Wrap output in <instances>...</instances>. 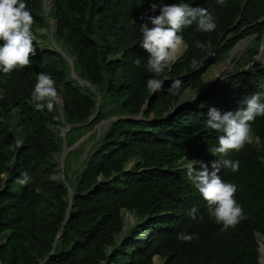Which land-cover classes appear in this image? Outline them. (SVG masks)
Instances as JSON below:
<instances>
[{
    "label": "trees",
    "instance_id": "16d2710c",
    "mask_svg": "<svg viewBox=\"0 0 264 264\" xmlns=\"http://www.w3.org/2000/svg\"><path fill=\"white\" fill-rule=\"evenodd\" d=\"M24 2L34 18L33 30L47 27L43 0ZM178 2L207 9L217 27L200 32L194 23L183 29L179 34L187 49L157 75L148 71L140 26L151 27L148 17L159 14L161 3ZM51 3L52 38L72 59L76 78L60 52L36 42L30 67L0 72V264H154L155 255L161 264H260L264 117L251 123L257 142L227 156L215 152L224 133L211 131L205 121L209 108L235 112L245 97L264 92V66L253 62L264 33V0ZM250 36L252 43L238 60L250 69L239 68L224 82L204 86L207 70ZM197 41L205 48L196 47ZM39 73L55 81L61 109L55 104L38 111L30 103ZM152 78L163 88L150 98L146 84ZM177 79L182 85L173 90ZM187 89L196 90L195 100L182 99ZM120 116L131 118L110 122L72 178H54L55 155L63 143L57 126H71L65 140L72 146L102 120ZM17 139L23 141L19 148ZM195 158L209 171L213 161L239 160L237 172L221 167L218 173L237 186L235 199L246 219L235 227L223 230L209 215L187 176L185 161ZM193 168L201 170L200 164ZM23 173L31 179L22 186ZM193 207L196 220L188 215ZM123 211L136 218L126 230ZM181 233L198 238L181 241Z\"/></svg>",
    "mask_w": 264,
    "mask_h": 264
},
{
    "label": "clouds",
    "instance_id": "9594fccd",
    "mask_svg": "<svg viewBox=\"0 0 264 264\" xmlns=\"http://www.w3.org/2000/svg\"><path fill=\"white\" fill-rule=\"evenodd\" d=\"M216 2L224 4L225 0H216ZM157 7V4H152V11L154 12ZM148 21L151 27L148 23L140 26L142 34L140 47L148 54V71L157 75L170 68L181 49L186 47L183 36L179 34L183 29L194 23L200 32H213L217 27L215 17L207 9L191 7L186 2L167 5L161 3L159 14L149 16ZM33 24L34 18L24 0H0V42H2L0 72L11 74L16 69L31 66L30 57L36 54ZM196 47L204 49L205 45L197 41ZM134 63L140 66L141 61L137 58ZM192 65L197 66L195 59ZM181 85V80H174L171 89L179 90ZM146 86L152 93H156L163 88V83L159 79L152 78L147 81ZM59 99L52 77L46 73H39L30 103L38 111H43L45 107L52 110ZM195 99L196 96L193 97V100ZM241 105L235 112L227 111L223 114L214 107L209 108L208 119L205 121L207 128L217 133H224L218 137L219 146L215 149L216 153L227 156L229 151L238 152L246 143L251 142V123L257 117H264V92H256L245 97ZM22 144L23 141L17 139L15 147L19 148ZM195 164H200V171H194ZM239 166V160L229 159L211 162V171L209 166L201 161H190L186 166L187 176L206 202L209 215L217 224L223 226V230L235 227L242 219H246L242 206L235 199L237 186L225 182L218 175L221 167L237 172ZM30 179L27 173H23L18 183L23 186L28 184ZM196 212V207L191 208L188 212L189 217L196 220ZM202 219L203 217H200V220ZM177 238L190 243L198 237L196 234L181 233Z\"/></svg>",
    "mask_w": 264,
    "mask_h": 264
},
{
    "label": "rangeland",
    "instance_id": "374dc122",
    "mask_svg": "<svg viewBox=\"0 0 264 264\" xmlns=\"http://www.w3.org/2000/svg\"><path fill=\"white\" fill-rule=\"evenodd\" d=\"M52 0H43L44 7V16L48 23L47 27L36 28L33 30L36 40V43L49 45L52 47L54 40L52 38V28L53 21L49 17L50 3ZM253 37H247L241 39L237 44L230 50L228 53L224 54L220 61L213 64L207 72L204 74V86H210L215 81L224 82L229 76H231L236 70L242 68V70H249L250 65H244L243 61L238 62L241 59L242 55L245 53V49L252 43ZM185 43V42H184ZM261 47L260 53L255 57L254 61L260 63L264 66V33L261 37ZM56 44V43H55ZM186 47L181 49V52L177 57L182 55L187 49ZM252 64V63H251ZM196 90L191 91L187 89L182 97V99L194 97ZM60 98V97H59ZM61 103V99H59ZM59 109H61V106ZM61 111V110H60ZM112 119L107 118L102 120L100 123L96 124L90 131L85 133L79 140L80 142L71 150L66 151L63 148V143L61 145V150L55 155V158L58 160L57 173L54 175V178L63 179L64 175L73 177L76 171L81 167L82 161L88 155L91 148L95 145L96 140L101 136L108 128ZM59 134L63 137V134H67L69 131L65 125L57 126ZM251 141L257 142L256 139H251ZM67 146V145H66ZM69 155V156H68ZM190 161H199L197 158L188 159L185 161L187 165ZM123 221H124V230L133 225L136 221V218L133 213L130 211H123ZM263 238L259 237V251H260V264H264V246L262 243ZM162 260L159 256L154 258V264H161Z\"/></svg>",
    "mask_w": 264,
    "mask_h": 264
},
{
    "label": "water",
    "instance_id": "95a60500",
    "mask_svg": "<svg viewBox=\"0 0 264 264\" xmlns=\"http://www.w3.org/2000/svg\"><path fill=\"white\" fill-rule=\"evenodd\" d=\"M51 5H52V3H50V8H51ZM49 13H50V9H49ZM53 28H54V24H53ZM53 28H52V32H53ZM52 47L56 50V51H58V52H60L65 58H66V60L68 61V63H69V65H70V67H71V76L72 77H74V78H76V75H75V73H74V71H73V67H72V59L70 58V57H68L66 54H65V52L57 45V44H55V42L54 43H52ZM78 81L81 83V84H84V81L83 80H80V79H78ZM85 84L86 85H89V83L88 82H85ZM152 95H153V93L151 94V96H150V98L152 97ZM57 105H60V106H62V102L61 103H56ZM59 107V106H58ZM60 116H61V118H62V112L60 111ZM117 118H131L130 116H120V117H112V118H110V119H117ZM65 126L67 127V130L66 131H68L69 129H70V125H68V124H65ZM80 142V140H78V141H76L72 146H66L67 144H66V140H65V133L63 134V148L65 149V152L66 151H69V150H71V149H73L78 143ZM63 179H64V176H63ZM65 183H67V181H65ZM69 189V194H70V197H69V201H71V192H72V189L69 187L68 188ZM59 237V235L57 236V238ZM157 255H155L154 257H153V262H154V258L156 257Z\"/></svg>",
    "mask_w": 264,
    "mask_h": 264
}]
</instances>
